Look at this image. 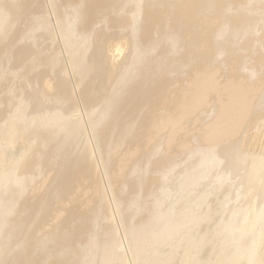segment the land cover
Instances as JSON below:
<instances>
[{
  "label": "bare ground",
  "instance_id": "6f19581e",
  "mask_svg": "<svg viewBox=\"0 0 264 264\" xmlns=\"http://www.w3.org/2000/svg\"><path fill=\"white\" fill-rule=\"evenodd\" d=\"M0 264H264V0H0Z\"/></svg>",
  "mask_w": 264,
  "mask_h": 264
},
{
  "label": "rangeland",
  "instance_id": "374dc122",
  "mask_svg": "<svg viewBox=\"0 0 264 264\" xmlns=\"http://www.w3.org/2000/svg\"><path fill=\"white\" fill-rule=\"evenodd\" d=\"M225 74V73H224ZM222 76H224L225 77V75H222ZM123 152H126V151H124L123 150V148H122V150H121V153H119L118 155H117V157H119L120 159V163L121 164H123L124 163V161H125V159H126V156H124V155H126V153H123ZM135 153H137V151H135L133 154H135ZM132 154V155H133ZM129 155V154H128ZM132 155H130V156H132ZM130 161V159L128 158V162ZM122 247H123V245H122Z\"/></svg>",
  "mask_w": 264,
  "mask_h": 264
}]
</instances>
